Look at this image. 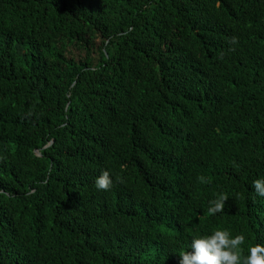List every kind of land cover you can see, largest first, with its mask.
Here are the masks:
<instances>
[{
	"label": "trees",
	"instance_id": "obj_1",
	"mask_svg": "<svg viewBox=\"0 0 264 264\" xmlns=\"http://www.w3.org/2000/svg\"><path fill=\"white\" fill-rule=\"evenodd\" d=\"M262 177L264 0H0V264L247 255Z\"/></svg>",
	"mask_w": 264,
	"mask_h": 264
},
{
	"label": "clouds",
	"instance_id": "obj_2",
	"mask_svg": "<svg viewBox=\"0 0 264 264\" xmlns=\"http://www.w3.org/2000/svg\"><path fill=\"white\" fill-rule=\"evenodd\" d=\"M197 180L207 183L204 177ZM97 190L108 191L113 183L108 172H102L95 179ZM253 189L257 196L264 197V177L253 181ZM226 197L218 194L216 198L208 201L207 211L215 216L223 213ZM245 237L241 234L231 235L226 230H215L209 235H202L191 239V251L178 255L179 264H264V246L256 244L250 246L247 255L243 254L242 245Z\"/></svg>",
	"mask_w": 264,
	"mask_h": 264
},
{
	"label": "water",
	"instance_id": "obj_3",
	"mask_svg": "<svg viewBox=\"0 0 264 264\" xmlns=\"http://www.w3.org/2000/svg\"><path fill=\"white\" fill-rule=\"evenodd\" d=\"M35 154H36V155H39L38 151H35Z\"/></svg>",
	"mask_w": 264,
	"mask_h": 264
}]
</instances>
